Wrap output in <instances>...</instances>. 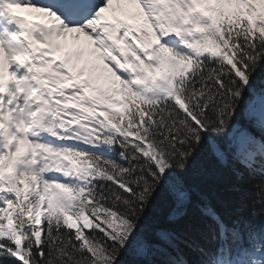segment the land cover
Segmentation results:
<instances>
[{"label":"snow or ice","instance_id":"6c2138e0","mask_svg":"<svg viewBox=\"0 0 264 264\" xmlns=\"http://www.w3.org/2000/svg\"><path fill=\"white\" fill-rule=\"evenodd\" d=\"M0 264H264V0H0Z\"/></svg>","mask_w":264,"mask_h":264},{"label":"trees","instance_id":"16d2710c","mask_svg":"<svg viewBox=\"0 0 264 264\" xmlns=\"http://www.w3.org/2000/svg\"><path fill=\"white\" fill-rule=\"evenodd\" d=\"M228 189H229V184L227 182L220 184L217 189L218 195L221 196L223 199L233 198V194L229 192ZM212 202L218 210L220 211L223 210L221 204L216 199H213ZM167 214H168V205L162 202L158 206L157 211L155 213V218H154L155 224L157 226H163L166 223Z\"/></svg>","mask_w":264,"mask_h":264}]
</instances>
